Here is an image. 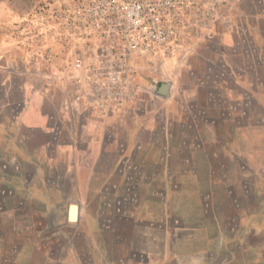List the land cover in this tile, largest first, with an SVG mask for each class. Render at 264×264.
Instances as JSON below:
<instances>
[{
  "label": "rangeland",
  "instance_id": "rangeland-1",
  "mask_svg": "<svg viewBox=\"0 0 264 264\" xmlns=\"http://www.w3.org/2000/svg\"><path fill=\"white\" fill-rule=\"evenodd\" d=\"M15 1L21 10L31 9L29 17L45 0ZM246 16L239 5L231 27H221L220 36L200 39L190 53L138 62L139 93L124 110L102 109L87 103L74 83L46 88L43 73H37L42 63L26 54L24 57L15 54L13 65L8 64L18 72L12 83L20 85L22 75L28 73L24 69L29 66L30 80L36 90L41 92L46 88L57 101L65 100L67 110L63 112L65 121L61 118L60 123H55L37 119L42 105H35L26 121L36 124L33 129L20 125L10 130L6 121L0 119L4 127L0 137V264H74L76 252L83 258V264H90V242L96 250L97 264H106V253L116 255L136 245L145 235L149 239L155 235L166 236L167 224L171 221L166 215L187 206L197 209V203L209 209L214 207L218 214L211 215L206 222L210 229V264H264V83H258L259 91L263 90L259 101L247 90L239 92L238 87L233 88L243 113L250 110V102H253L252 111L258 120L246 115L236 124L230 119L207 121L197 112L198 103L204 98L218 95L219 89L213 88L220 69L217 52L225 49V37L235 34L239 25L246 23ZM16 47L19 50L18 45ZM32 69H36L35 73ZM258 75L264 80V73ZM163 83L168 85L166 93L159 91ZM17 85L10 94L14 100L21 101L24 94ZM172 96L177 98L174 103L178 100L177 105H185L184 117L178 114L179 120L195 117L194 128L202 130L203 135L197 133L194 137L199 150L190 158L192 168H197L192 169L194 174L190 173L188 178H199L198 189L202 188L203 198L218 193L210 202L205 198L194 203V197L200 193L195 183L177 184L175 194L169 185L160 188L152 179L154 171L160 168L151 161H144L154 134L142 138L138 135L144 131L139 130L135 120L140 101L142 99V115L150 118L151 127L159 130L164 113L173 103ZM4 97L0 87V103ZM227 99L232 100L229 92ZM59 106H55L56 111ZM187 108L195 110L193 118ZM10 113L20 116L18 109H11ZM56 116H60L59 112ZM226 117L229 118V114ZM112 118L122 120L110 121ZM236 128L242 144L243 165H252L259 174L257 179L242 177V198L223 199L220 166L230 162L227 150L235 144ZM100 130L102 135H99ZM8 132L13 133L22 151H17L16 147L6 151L12 137ZM206 138L212 141L207 142L210 145L205 144ZM136 140L141 142L132 155ZM73 142H78L81 151H75ZM157 143L163 148L164 140ZM181 166L179 155L174 167L179 179L184 175ZM209 167L214 173H210ZM110 170L111 182H107ZM123 175L137 178L125 184L121 182ZM255 186L259 188L257 193L252 192ZM187 192L192 200H186ZM72 206L76 208L73 218L69 214ZM194 218L197 222L201 220L200 215ZM218 223L226 225L225 233L218 231Z\"/></svg>",
  "mask_w": 264,
  "mask_h": 264
},
{
  "label": "crops",
  "instance_id": "crops-1",
  "mask_svg": "<svg viewBox=\"0 0 264 264\" xmlns=\"http://www.w3.org/2000/svg\"><path fill=\"white\" fill-rule=\"evenodd\" d=\"M240 5L247 14L245 17L246 23L240 24L235 34L225 37V49L217 52L220 60V69L217 77L213 80V88L219 89V93L213 98H204L201 104L198 103L197 112L202 120L211 121V119H217L220 121H226L230 119L234 120L233 122L236 124L238 119H242L246 115H249L251 120L259 119V117L255 116L252 111L253 102H250V110L243 113V109H240L235 98V90L233 91V88L238 87L239 92H242L243 89L247 90L249 94L255 96L258 101L259 95L263 94L262 92L264 89L260 92L258 83H264V80H261V77L258 74L264 73V0H241ZM30 12L31 9L29 10V8L21 10L15 0H0V87L5 93L4 100L0 103V119L6 121L5 125L10 130L11 128L16 129V127L23 125L28 117H30L29 115L33 113L35 105H38V107L42 105L40 107L42 112L38 109L41 113L37 115V119L43 118L51 120V122L55 121V123H60L59 120L61 118L65 121L63 112L66 113L67 110V103L65 100L64 102L57 101L52 94L47 92L46 89L63 83H47L45 77L46 70L43 66L37 69V73H43V83L46 87L41 92L36 90L37 87L30 80L31 68L29 66H26L24 69V71L28 72L24 76L22 75V78L24 79L20 78L22 83H20V85L12 83V80L18 76L16 74L18 72L15 71L16 69L14 67H8V64L13 65L15 54H18V56L23 55V57L25 56L24 54H26L21 50L18 42L15 40L17 35L16 28L22 25V21H25L28 18ZM16 45H18L19 50H17ZM32 70L35 73L36 69ZM231 83H234L235 85H232ZM245 83H250V85H246ZM16 85L24 94L21 101L14 100L10 94L16 88ZM74 85L76 87L75 83ZM158 86H160V84H158ZM228 92L230 93L232 100L227 99ZM175 99L177 98L174 96L171 97V102L173 103L171 104L170 109L166 110L164 113L163 126H161L159 130L151 127V119L142 115L141 107L143 104L141 103V99L139 104L140 109H138V118L136 117L135 120L138 124L139 130L144 131H140L141 135L140 132L138 135L142 138L148 134H154V140L150 142V144L152 143V146H150L151 150L147 155L143 156L144 161H151L155 167L160 168L158 171H154L152 177V179L154 178L153 182H155L156 185H160V188H163L164 184L166 186L169 185L172 192L175 194L178 193L177 191L175 192L177 184L195 183L197 185V190L200 193L199 196L194 197V203L196 204L198 200L203 201L205 198H208V200H206L207 202H210L215 199V195L218 196V193H211V195H208L207 197L204 196L203 198L202 188L200 187V189H198V186H200L199 178L196 177V179H189L191 176L188 178L190 173L194 174L192 169L197 168H192L190 158L195 156L199 150L194 137L197 133L203 135L201 134L202 130H196L194 128L196 120L195 117L193 118L195 112L193 108L186 109V111L191 113L192 120H179L178 114H184L183 109L185 108V105H177L178 100L174 103L173 100ZM226 101L227 103H225ZM56 105H60L58 111L55 109ZM3 106H5V108ZM11 109H18L20 116L18 117L16 114H11ZM262 109L264 113L263 105ZM58 112L60 116H56ZM211 112L214 114L212 115ZM227 114H229V118L226 117ZM153 116L156 120V114ZM182 116L184 117V115ZM109 120L121 121L122 119L112 118ZM30 125H32L30 129L36 127V124ZM46 126L50 127L52 124ZM2 128L4 127L2 121H0V137L2 134ZM110 128H112V126ZM110 130L115 135V130L113 128ZM99 132L100 135L101 130ZM9 133L10 132H8V134ZM11 135L12 137L9 139L10 146L6 148V151L12 150L13 147H16L17 151H22L20 144L17 142L18 140L13 139V133ZM238 135V129L236 128L234 138L235 144L231 145V148H228L225 145L228 148L227 151L230 157V162H225L220 166L221 182L224 185L223 191L221 192L225 195L222 196L223 199H239L243 192L241 188L242 177L246 176V178L257 179L259 174L252 165H243L242 144L239 143V139L237 138ZM161 139L164 140L163 148H160L157 143ZM218 139L220 138L218 137ZM204 140L206 141L205 144L210 145L207 143L211 141L210 139L206 138ZM136 142V145L132 147V155L137 152L141 141L136 140ZM72 145H74L75 151H81L78 142H73ZM255 146L257 148L258 144ZM151 152L154 154L151 155ZM179 155L182 161L181 167L183 168L182 170H184V175H181V177L183 176L182 179H179L174 173L175 160ZM209 170L210 173H214L212 167H209ZM111 171L112 170L107 171V182H111L109 179L112 174ZM135 176L128 177L127 175H123L121 177V182L131 184L136 181L133 180V178H137ZM145 176H143V178ZM147 181H149V179L146 180V182ZM258 190L259 188L255 186L252 192L257 193ZM219 198L220 197H218V199ZM190 199L192 200V197L187 192L186 200L188 201ZM197 205V209H195L194 206H187L174 212L171 211V214H167L166 216H170L169 220L171 221L167 224L168 232L166 236H161V238H159L155 235L153 238L149 239L145 235L143 239L138 240L136 245L131 246V248L126 247L122 252H117L116 255L113 253H106L104 262L106 264H210V257L212 254L209 235L210 229L206 222L211 219V215L218 214L214 207L209 209V207H204L203 203H197ZM198 215L201 216L199 222L194 218V216ZM159 221L162 222V220ZM225 226V224L218 223V231L220 233H225ZM89 244L91 246L90 248H92L90 252L92 257L89 263L97 264L98 260L95 255L96 250H93L92 242ZM74 264H83V258L77 252Z\"/></svg>",
  "mask_w": 264,
  "mask_h": 264
},
{
  "label": "built area",
  "instance_id": "built-area-1",
  "mask_svg": "<svg viewBox=\"0 0 264 264\" xmlns=\"http://www.w3.org/2000/svg\"><path fill=\"white\" fill-rule=\"evenodd\" d=\"M240 2L45 0L15 40L42 63L47 83H75L87 103L124 110L139 93L138 62L186 55L200 39L220 36Z\"/></svg>",
  "mask_w": 264,
  "mask_h": 264
},
{
  "label": "water",
  "instance_id": "water-1",
  "mask_svg": "<svg viewBox=\"0 0 264 264\" xmlns=\"http://www.w3.org/2000/svg\"><path fill=\"white\" fill-rule=\"evenodd\" d=\"M167 90H168V85L165 84V83H163V84L160 86V88H159V91H160L161 93H166Z\"/></svg>",
  "mask_w": 264,
  "mask_h": 264
},
{
  "label": "bare ground",
  "instance_id": "bare-ground-1",
  "mask_svg": "<svg viewBox=\"0 0 264 264\" xmlns=\"http://www.w3.org/2000/svg\"><path fill=\"white\" fill-rule=\"evenodd\" d=\"M69 214H70V217H75L76 216V208L75 207H70V210H69Z\"/></svg>",
  "mask_w": 264,
  "mask_h": 264
},
{
  "label": "trees",
  "instance_id": "trees-1",
  "mask_svg": "<svg viewBox=\"0 0 264 264\" xmlns=\"http://www.w3.org/2000/svg\"><path fill=\"white\" fill-rule=\"evenodd\" d=\"M23 125L26 127L28 126V129H30V127L32 126V125H30V123H27V122H25ZM28 129L26 128L27 131H28ZM20 139H21V134H20Z\"/></svg>",
  "mask_w": 264,
  "mask_h": 264
}]
</instances>
